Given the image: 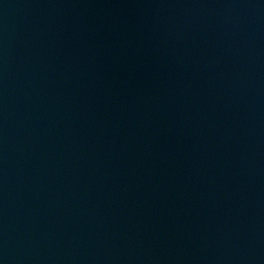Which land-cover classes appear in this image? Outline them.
Listing matches in <instances>:
<instances>
[{
    "label": "water",
    "instance_id": "95a60500",
    "mask_svg": "<svg viewBox=\"0 0 264 264\" xmlns=\"http://www.w3.org/2000/svg\"><path fill=\"white\" fill-rule=\"evenodd\" d=\"M0 264H264V0H0Z\"/></svg>",
    "mask_w": 264,
    "mask_h": 264
}]
</instances>
